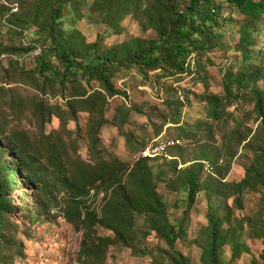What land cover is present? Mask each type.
<instances>
[{
  "label": "rangeland",
  "instance_id": "obj_1",
  "mask_svg": "<svg viewBox=\"0 0 264 264\" xmlns=\"http://www.w3.org/2000/svg\"><path fill=\"white\" fill-rule=\"evenodd\" d=\"M95 1L90 0V4L93 5ZM179 1L183 5L189 3V0ZM215 2L221 6L220 26L212 30L217 48L192 56L195 71L167 79L160 77V70L151 71L145 77L137 66L122 68L116 72L117 88L127 91L129 97L118 95L112 98L106 109L108 121L100 133V148L105 153L104 158L109 161L117 158L129 165L134 164L138 160V149L153 142L160 133L164 119H171L175 114L174 103L179 100L180 91L182 100L187 104L180 115L182 124H170L163 133L167 138L183 142V146L174 151L180 164L186 165L189 162L187 165H191L200 157L215 164L224 160L223 166L218 167L219 177L233 185L242 182L248 170L254 174L251 187L255 186V157L261 153V133L264 129L261 114L256 108L257 97H264V16L258 30L260 37L257 35L254 39L257 45L255 60H261L247 68L243 66L242 56L237 51L240 31L246 25V19L225 0ZM15 3L20 4V0H0V8H9ZM86 14L87 17L77 23L78 27L88 34L91 43L99 42L104 49L136 38L158 39L155 31H147L143 27V17L128 16L118 32L100 23L98 19H93L89 9H86ZM35 31L33 29L21 36L10 32L9 27H3L0 23V46L3 50L28 48L36 43L37 39L33 36ZM40 54L39 49L22 57L19 60L20 66L12 69L10 54L0 53V133L9 136L26 132L30 140L29 150L35 173L40 177L45 175L46 180H50L49 185L45 182L39 187L18 176V184L10 186L9 193L14 200L15 211L10 217L11 227L10 231H6L7 239L0 245L1 264H87L80 257L85 241L84 231H76L64 219V200L68 194L62 183L64 180L61 182V177L58 179L56 155L52 153L49 138L60 137L66 142V148L62 151L68 169L71 168L73 159L93 164L95 154L90 150L92 136L89 129L92 124L91 115L81 111L77 120L71 115L67 116L66 122L58 117L50 120L49 115L41 120L37 102L46 106L65 107L67 101L63 98L71 93L64 92L61 87L51 91L50 86L39 91L42 87L37 81L42 82L43 79L34 71L37 67L35 59ZM251 72L255 75L253 79L250 78ZM229 73L246 75L244 85L240 87L235 83L231 93L226 90ZM92 88H100L99 82L94 81ZM208 96L220 98L218 116L210 114L208 101L203 99ZM126 102L132 113L124 127H121L125 121V113L119 108ZM262 107L264 108V103ZM127 132L134 135L132 149L127 143ZM187 134L191 136V140L186 138ZM4 160L15 167L16 158L12 153L7 154ZM170 164L171 162L154 163L164 173L163 180L157 183V190L167 204L171 222L176 224L186 217L187 224L189 220V232L178 240L176 251L190 257L194 264H205L203 256L211 225L210 202L206 193H199L190 215L186 214L188 193L182 191L177 194L168 188L171 183H175L177 188L181 186L180 175L183 168L177 169L173 179V176H169L174 173ZM258 169L262 171L261 168ZM209 177L205 173L204 181ZM42 189L46 191L42 192ZM228 193L230 194L229 191ZM43 196L49 204L48 208L41 201ZM216 202L214 206L217 209L220 207L221 217L227 216L228 211L231 213L230 221L224 223V228L231 232L235 230L241 235L244 227L243 241L248 246V250L242 249V257L236 262L232 261L234 252L230 243L225 244L222 255H226L227 261H232L231 264H264V241L258 236L262 234L260 229L264 228L263 190L258 193L247 190L243 198L244 208L237 206L235 198L229 200V207L225 198ZM103 206L104 195L96 197L92 194L85 204L87 209L98 213ZM137 232V244L131 248H110L105 264H170L167 256H172V253L165 243L157 239L155 233L150 232L146 221L138 222ZM98 236L114 238L111 232L102 228L98 229Z\"/></svg>",
  "mask_w": 264,
  "mask_h": 264
},
{
  "label": "trees",
  "instance_id": "obj_2",
  "mask_svg": "<svg viewBox=\"0 0 264 264\" xmlns=\"http://www.w3.org/2000/svg\"><path fill=\"white\" fill-rule=\"evenodd\" d=\"M225 1L246 19V25L240 31L237 51L242 56L243 66L251 68L257 60H261V58L255 60L257 45L254 39L257 35L260 37L258 30L264 16V0ZM181 4L183 5L179 0H96L93 5L90 4V0H20V4L15 3L9 8L7 6L0 8V23L3 27H9L10 32L24 36L26 32L36 30L33 33L34 38L37 39L36 43L29 45L28 48L3 50L0 46L1 55L9 53L12 57L9 60L12 69L20 66L19 60L22 57L40 49L41 54L35 59L37 67L34 71L40 79H43V83L37 81L42 87L38 90L42 91L44 87L50 86L51 91L61 87L64 92L71 93L63 98L67 101L65 107L64 105L46 106L37 102L41 120L48 115L50 120L58 117L66 122L68 115L77 120L81 111L91 115L92 124L89 129L92 136L90 150L95 154L93 164L73 159L71 168L68 169L62 151L66 148V142L60 137L49 138L53 147L52 153L56 155L58 179L61 177V182L64 180L62 183L68 194L64 200V219L76 231H84L85 241L80 253V257L85 260L84 263L105 264L110 248H131L136 245L139 241L137 225L143 220L148 224L150 232L155 233L157 239L165 243L168 251L172 253V256H167L170 264H194L190 257L176 251L178 240L189 232L187 230L189 220L186 224L185 217L173 224L168 215L167 204L157 190V183L163 180L164 173L154 163L166 162L140 159L129 165L117 158L109 161L103 157L105 153L100 148L101 128L108 121L106 109L111 99L118 95L129 97L127 91L117 88L115 84L117 71L137 66L145 77L151 71L159 70L162 71L160 77L166 79L176 77L195 71L192 57L194 54L217 48L212 30L220 26L221 6L217 5L215 0H189L188 4L183 5L184 9L181 8ZM15 6H18L16 11ZM86 9L90 10L93 19H98L100 23L118 32L128 16L143 17V27L147 31H155L158 39L136 38L104 49L99 42L91 43L88 34L77 25L87 17ZM252 74L251 72V79L255 76ZM227 79L226 90L231 93L235 83L240 87L244 85L246 75L237 76L235 73H229ZM94 81L99 82L100 88H92ZM178 94L179 100L174 103L175 114L171 119H164L160 133L153 141L164 136V129L168 125L182 124L180 115L187 104L185 105L182 100L180 91ZM203 99L208 101L210 114L218 116L220 98L208 96ZM257 100V112L261 114L264 125L262 107L264 97L258 96ZM119 109L125 113L123 116L125 121L121 124V127H124L132 109L127 102ZM125 136L132 149L134 135L127 132ZM0 137L1 245L7 239L6 231H10V217L15 211L9 188L18 184L16 177L22 176L25 182L37 184L39 187L45 182L49 185L50 180L47 181L45 175L40 177L35 173L29 150L30 140L26 132L13 133L9 136L0 133ZM186 138L191 140L188 134ZM261 140L263 144L261 153L255 157V186H253L255 189L251 187L254 179L251 171L247 170L246 178L242 182L231 185L217 174L218 167L223 166L221 163L224 160L217 164L208 161L216 167V174L213 175L205 172L206 160L203 157L194 160L191 165H187L189 162L186 163L187 166L181 169L180 187L177 188L175 183L168 185L170 191H175L177 194L182 191L188 193L189 205L186 214L189 215L196 204L198 194H207L211 209L209 216L211 225L203 256L205 264H231L232 261L236 262L242 257L243 248L248 250V246L243 241L244 227L241 235L235 230L231 232L225 229L224 223L230 221L231 213L228 211L227 216L221 217L220 207L215 208L214 202L225 198L229 207V200L235 198L237 206L244 208L243 198L247 190H255V193L261 190L264 192V129ZM146 146L138 149L137 153ZM9 153L16 158L15 167L4 160ZM179 165V161L171 162L169 165L174 169L173 174L168 173L173 179ZM205 173L210 177L204 181ZM41 191L45 192L46 189ZM92 194L96 197L104 195V206L100 213L85 207L86 200L91 198ZM41 201L47 208L49 207L45 197L41 198ZM100 228L111 232L114 238L99 237ZM260 232L262 234L258 236L264 241V228H261ZM228 243L232 245L234 252L231 262L227 261L226 255H222L224 246ZM163 253L167 254L166 251ZM1 258L2 256H0V264Z\"/></svg>",
  "mask_w": 264,
  "mask_h": 264
},
{
  "label": "built area",
  "instance_id": "obj_3",
  "mask_svg": "<svg viewBox=\"0 0 264 264\" xmlns=\"http://www.w3.org/2000/svg\"><path fill=\"white\" fill-rule=\"evenodd\" d=\"M18 6H15V11ZM183 146V142L180 139L167 138L162 136L160 139H157L150 144H148L139 154L138 160H151L159 161L161 163H170L174 161H180L178 156L174 154V151ZM205 172L208 174H216V167L211 162H204ZM224 164L222 161L221 165ZM186 165H179V170L184 168Z\"/></svg>",
  "mask_w": 264,
  "mask_h": 264
}]
</instances>
